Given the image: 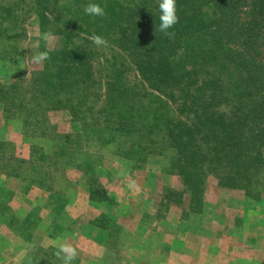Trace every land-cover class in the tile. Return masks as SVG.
I'll return each mask as SVG.
<instances>
[{"label":"trees","instance_id":"obj_1","mask_svg":"<svg viewBox=\"0 0 264 264\" xmlns=\"http://www.w3.org/2000/svg\"><path fill=\"white\" fill-rule=\"evenodd\" d=\"M49 1L31 4L42 34L61 36L32 76L31 100L44 110L25 108L34 124L66 110L85 131L107 133L105 144L131 139L124 155L139 163L162 154L151 148L162 138L191 213L200 212L208 174L233 189L264 185V0H176L173 36L158 30L157 0H96L103 17L84 14L89 0ZM93 35L112 52L107 67ZM13 94L0 90L5 107ZM85 173L90 187L95 172Z\"/></svg>","mask_w":264,"mask_h":264},{"label":"rangeland","instance_id":"obj_2","mask_svg":"<svg viewBox=\"0 0 264 264\" xmlns=\"http://www.w3.org/2000/svg\"><path fill=\"white\" fill-rule=\"evenodd\" d=\"M34 1L0 0V90L15 94L13 107L0 101V264H64V246L77 253L71 264H264L263 184L233 189L208 174L191 213L162 138L151 147L162 154L139 163L124 155L131 139L105 144L107 133L85 131L66 110L38 124L27 116L43 110L31 100L37 57L61 46L60 35L42 34ZM100 49L107 67L112 52Z\"/></svg>","mask_w":264,"mask_h":264},{"label":"clouds","instance_id":"obj_3","mask_svg":"<svg viewBox=\"0 0 264 264\" xmlns=\"http://www.w3.org/2000/svg\"><path fill=\"white\" fill-rule=\"evenodd\" d=\"M157 8L159 13L158 30L168 36H173L174 32H170L169 29H172L179 19L176 0H157ZM84 14L92 17H103L106 13L101 3L96 2V0H89V3L84 7ZM91 40L98 47L107 43L106 39L101 35H93ZM42 59H47L46 53H42L37 57V60ZM61 252L63 253L64 264H71L77 255L75 249L69 246L62 247ZM57 255L60 256L61 253H57Z\"/></svg>","mask_w":264,"mask_h":264}]
</instances>
